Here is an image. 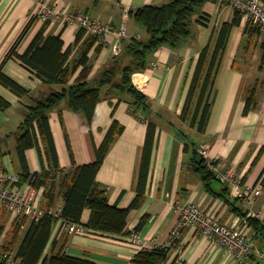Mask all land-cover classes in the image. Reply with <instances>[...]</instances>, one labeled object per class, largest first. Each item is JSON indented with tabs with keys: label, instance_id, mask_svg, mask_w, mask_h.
Wrapping results in <instances>:
<instances>
[{
	"label": "crops",
	"instance_id": "obj_1",
	"mask_svg": "<svg viewBox=\"0 0 264 264\" xmlns=\"http://www.w3.org/2000/svg\"><path fill=\"white\" fill-rule=\"evenodd\" d=\"M38 0H0V62L12 47L31 15ZM53 7L68 8L88 15L102 23H109L112 32L104 44H95L87 57L91 67L88 80L99 75L113 59L112 45L118 40L117 31L125 28L123 39L145 40V30L138 26L128 11L145 5H162L172 0H47ZM264 5V0H261ZM235 10L227 3L207 2L194 17L190 36L176 48L162 46L150 57L144 71L133 74L132 83L150 103L147 118L156 126L149 172L143 199L138 208L130 210L125 231L120 235L102 234L86 228L90 211L82 212V233L67 234L60 220L53 229L44 256L51 255L54 240L57 248L66 240L63 252L73 258L89 260L95 264H133L135 255L149 250L157 242L167 239L177 222L176 206L198 203L204 212L217 218L222 224L231 225L236 217L246 222L242 226L248 237L254 239V251L250 264H264V235L256 233L246 217L249 207L232 194L231 184L222 183L217 173L211 172L208 181H203L195 164L202 156L198 148L207 146L205 161L215 162L217 171L233 173L245 184H258L264 172V46L259 41L258 31L245 19L235 26L227 42L211 99L208 119L202 133L191 129L180 120L196 64L201 50L213 49L219 30L230 23ZM45 22L35 17L30 28L18 43L16 52L23 54L33 37ZM78 28L64 26L54 18L48 21L45 36L60 34L63 49L72 46L70 60L79 58L86 47V36L75 44ZM89 33H87L88 35ZM90 35V34H89ZM98 53H95L96 49ZM152 64H156L153 67ZM82 67L72 74V83ZM2 72L15 81L29 95L18 98L0 86V96L10 103L0 110V166L8 173H22L16 151L19 126L27 115L25 107L35 101L44 100L58 85L44 84L33 72L14 59H9ZM253 94V108L246 115L243 110L246 98ZM113 114V116L111 115ZM117 121L124 130L105 156L96 175V182L106 190L108 203L118 209L129 207L137 195L136 186L141 151L145 143L146 122L134 117L129 105L114 96L97 103L90 123L67 109L63 101L49 112L51 128L59 170L52 167L43 156V144L38 139V148L25 151L29 173H51L52 179L38 189L41 208L46 207V195L52 187L53 204L50 212L60 213L64 191L62 179L73 165H84L95 161V149L103 141L112 121ZM195 161V162H194ZM213 165V164H212ZM28 192L29 183L17 187ZM35 189V188H34ZM39 190L41 192H39ZM254 209L264 212V185ZM144 222L138 227L140 220ZM251 219V218H250ZM31 221H19L21 239ZM14 221L8 211L0 206V245L11 237ZM137 235L145 246H138L131 239ZM256 235V237H254ZM180 250L171 249L166 261L161 264H233L229 252L211 238L202 236L194 228L184 230L179 243ZM148 247V248H146ZM55 250V251H56ZM261 254L263 256H261Z\"/></svg>",
	"mask_w": 264,
	"mask_h": 264
},
{
	"label": "trees",
	"instance_id": "obj_2",
	"mask_svg": "<svg viewBox=\"0 0 264 264\" xmlns=\"http://www.w3.org/2000/svg\"><path fill=\"white\" fill-rule=\"evenodd\" d=\"M216 0H172L162 5H145L135 10L128 11V15L140 27H142L147 39H122V49L118 56H114L107 66L93 79L88 80L90 72L89 58L87 54L95 44L97 38L87 35L83 29H79L75 44L86 36V47L75 61L70 60L72 46L63 49L60 34L45 36L44 30L47 22L33 37L23 54H18L16 48L20 40L28 32L32 19L26 24L4 59L0 62V86L9 90L19 99L29 95V91L23 89L15 81L6 76L3 66L9 59L19 62L24 68L35 73L44 84L58 85L59 91H52L44 100L35 101L31 106L27 105V115L19 126L16 139V151L21 164L22 173L19 174V185L29 183L33 188L40 189L51 181L49 171L41 173H29L25 151L36 147L42 159L52 167L53 171L59 170L58 156L49 125V112L66 103L68 110L81 115L87 123H90L97 103L114 96L127 102L131 114L139 120L146 122L147 133L144 146L141 151L136 191L137 195L128 208L118 209L110 205L106 197V190L96 182L102 162L114 142L121 135L124 128L113 120L106 131L103 141L95 149V161L84 165H73V168L64 173L62 185L63 205L60 213L53 215L49 210L52 207V187L46 195V207L43 216L37 221H31L22 238H19L21 227L19 221L24 218L14 219V228L9 240L0 245V255L11 256L14 264H95L89 260L67 256L63 250L66 240L57 248L54 240L49 257L44 252L49 244L52 232L60 220L62 228L66 224H79L83 210L90 211V217L86 228L102 234L120 235L125 231L127 217L132 209L139 207L145 192V184L149 172V164L153 143L156 136V126L147 118L150 103L147 97L135 88L132 76L144 71L152 54L162 46L176 48L190 36V28L194 17L199 13L203 4ZM241 15L235 11L230 23L222 24L218 37L212 50L205 47L201 50L189 84L187 96L180 120L187 122L191 129L196 128L198 133L204 131L211 99L215 86L217 73L225 53L229 35L232 29L239 24ZM254 28V27H253ZM97 48L95 53H98ZM82 67L78 77L69 83L72 74L77 68ZM253 94L246 98L243 115L253 108ZM10 103L0 96V110H6ZM113 116V114H111ZM38 139L43 144V151L38 147ZM195 162V161H194ZM195 164L203 181H208L212 176L207 169L206 161L202 158ZM215 164V162H211ZM264 185V172L257 183ZM256 185V184H255ZM26 219V218H25ZM256 233L264 235L263 224L255 218L248 219ZM144 222L142 218L138 227ZM256 237V235L254 236ZM56 250V251H55ZM169 249H151L138 252L133 258V264H161L166 261ZM0 264H6L1 262Z\"/></svg>",
	"mask_w": 264,
	"mask_h": 264
},
{
	"label": "built area",
	"instance_id": "obj_3",
	"mask_svg": "<svg viewBox=\"0 0 264 264\" xmlns=\"http://www.w3.org/2000/svg\"><path fill=\"white\" fill-rule=\"evenodd\" d=\"M217 3H227L235 11L239 12L242 19H245L258 31L259 41L264 46V5L261 0H216ZM34 17L42 21L51 19L59 20L64 26H72L83 29L87 33L97 38L96 43L104 44L106 37L112 32L109 23H102L86 14L69 10L68 8L53 7L47 0H39L36 3ZM118 40L112 45V53L118 56L122 49V39L125 36V28L121 26L117 31ZM156 67V64H152ZM203 160L207 158V146L198 148ZM207 168L217 173L219 180L226 184H231L232 194L236 195L240 201L245 203L247 218L258 219L264 226V212L254 209L257 199L262 192V185L245 184L242 179H236L232 172L217 171L215 165L206 161ZM19 176L11 174L0 168V206L4 207L11 220L16 218H26L29 221H37L43 216L41 201L37 189L30 188L28 192L18 189ZM39 192H41L39 190ZM177 222L171 229L167 239L163 242L155 241L151 249H175L180 250V240L182 233L187 228H194L202 236L211 238L216 244L224 247L232 258L233 264H250L249 258L254 251V239L248 237L242 226L246 222L236 217L231 225L222 224L217 218L206 214L198 203L178 204L176 206ZM64 231L67 234L82 233L84 230L79 224H66ZM131 239L138 246H145L132 234ZM148 248V247H146ZM261 256H263L261 254ZM14 264L11 256L0 255V263Z\"/></svg>",
	"mask_w": 264,
	"mask_h": 264
},
{
	"label": "rangeland",
	"instance_id": "obj_4",
	"mask_svg": "<svg viewBox=\"0 0 264 264\" xmlns=\"http://www.w3.org/2000/svg\"><path fill=\"white\" fill-rule=\"evenodd\" d=\"M39 1V0H38ZM36 3L37 2H35V8H36ZM50 4V3H49ZM51 5V4H50ZM52 6V5H51ZM31 19L33 20V19H35V17H34V15H31ZM30 19V20H31ZM47 21H49V20H47ZM47 21H43V22H47ZM26 117V116H25ZM0 168L2 169V167L0 166ZM5 171V170H4ZM19 176V175H18ZM18 186H19V184H18Z\"/></svg>",
	"mask_w": 264,
	"mask_h": 264
}]
</instances>
